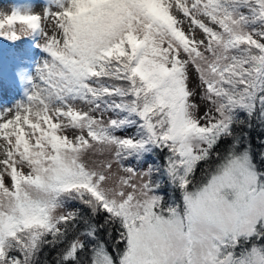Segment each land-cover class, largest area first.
<instances>
[{
    "label": "snow or ice",
    "instance_id": "1",
    "mask_svg": "<svg viewBox=\"0 0 264 264\" xmlns=\"http://www.w3.org/2000/svg\"><path fill=\"white\" fill-rule=\"evenodd\" d=\"M0 41V264H264V0H17Z\"/></svg>",
    "mask_w": 264,
    "mask_h": 264
},
{
    "label": "rangeland",
    "instance_id": "2",
    "mask_svg": "<svg viewBox=\"0 0 264 264\" xmlns=\"http://www.w3.org/2000/svg\"><path fill=\"white\" fill-rule=\"evenodd\" d=\"M14 2H17V0H0V10H8ZM25 2L41 3L42 0H25ZM20 46L26 45L18 44V47ZM0 49H2V52L0 53H4L6 56L7 53L10 51L7 42L5 41H0ZM11 77L12 72L11 75L8 76L0 74V105H8L14 102V100L19 99L20 97V90L12 86Z\"/></svg>",
    "mask_w": 264,
    "mask_h": 264
},
{
    "label": "trees",
    "instance_id": "3",
    "mask_svg": "<svg viewBox=\"0 0 264 264\" xmlns=\"http://www.w3.org/2000/svg\"><path fill=\"white\" fill-rule=\"evenodd\" d=\"M4 51V50H3ZM0 52H2V49H0ZM1 54V53H0Z\"/></svg>",
    "mask_w": 264,
    "mask_h": 264
}]
</instances>
